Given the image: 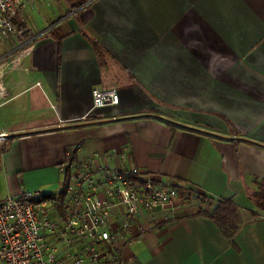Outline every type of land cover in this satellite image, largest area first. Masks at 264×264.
<instances>
[{"label": "crops", "instance_id": "1", "mask_svg": "<svg viewBox=\"0 0 264 264\" xmlns=\"http://www.w3.org/2000/svg\"><path fill=\"white\" fill-rule=\"evenodd\" d=\"M65 2L70 13L2 75L0 204L23 189L60 194L72 164L135 167L179 199L129 226L110 211L108 233L126 226L121 264H264V215L250 216L248 197L264 181V0ZM94 90L118 104L90 112ZM202 198L207 211L233 200L232 243L200 216ZM57 247L72 264L76 250Z\"/></svg>", "mask_w": 264, "mask_h": 264}, {"label": "built area", "instance_id": "2", "mask_svg": "<svg viewBox=\"0 0 264 264\" xmlns=\"http://www.w3.org/2000/svg\"><path fill=\"white\" fill-rule=\"evenodd\" d=\"M34 1L41 0H0V42L15 34L13 20ZM1 75L0 106L8 98ZM117 96L115 90H94L89 111L117 105ZM8 136L0 128V143ZM70 167L60 194L23 189L0 204V264H64L58 257L59 243L76 250L72 264H121L117 240L124 227L140 211L179 199L170 182L152 177L140 180L135 167L114 172L98 169L96 173L85 164ZM113 208L126 224L117 234L104 229Z\"/></svg>", "mask_w": 264, "mask_h": 264}, {"label": "rangeland", "instance_id": "3", "mask_svg": "<svg viewBox=\"0 0 264 264\" xmlns=\"http://www.w3.org/2000/svg\"><path fill=\"white\" fill-rule=\"evenodd\" d=\"M65 0H41L31 3L29 9H26L24 14L19 18L20 23H25L28 30L27 36L18 32L15 26V34L5 41L0 42V75H3L4 71L13 69L18 61L23 56L24 48L31 42L38 34H43L53 27L55 22L57 23L62 17H66L70 12L65 4ZM87 3V2H86ZM79 8V7H78ZM77 9V8H76ZM5 64H7L5 66ZM1 75V76H2ZM164 103L154 106V112L169 115V108ZM4 140L0 143V151L3 149ZM253 192L250 194L258 193L260 190H264V183H253ZM203 208L206 212L209 208V199H203ZM259 215H264V212H259Z\"/></svg>", "mask_w": 264, "mask_h": 264}, {"label": "trees", "instance_id": "4", "mask_svg": "<svg viewBox=\"0 0 264 264\" xmlns=\"http://www.w3.org/2000/svg\"><path fill=\"white\" fill-rule=\"evenodd\" d=\"M69 4L71 11L75 10L81 5L85 4L89 0H79L77 3L72 2V0H66ZM14 27L18 29V32L22 35L27 36L28 30L26 29L25 23H20L18 17H16L13 22ZM257 183V182H256ZM264 183V181L258 182ZM250 200L255 205V210L258 212H264V190H260L258 193L250 194L248 196ZM211 206V205H210ZM236 205L233 203V200H222L216 204L214 209H211L206 212V210L201 211L200 216L210 220L220 231V234L223 235L230 243H232L233 236L238 231V219H239V210ZM258 213L250 212L252 218H256Z\"/></svg>", "mask_w": 264, "mask_h": 264}, {"label": "water", "instance_id": "5", "mask_svg": "<svg viewBox=\"0 0 264 264\" xmlns=\"http://www.w3.org/2000/svg\"><path fill=\"white\" fill-rule=\"evenodd\" d=\"M193 130H195V129H193Z\"/></svg>", "mask_w": 264, "mask_h": 264}]
</instances>
